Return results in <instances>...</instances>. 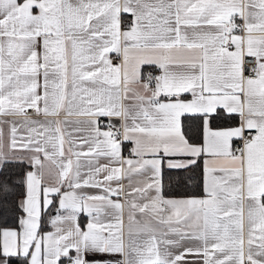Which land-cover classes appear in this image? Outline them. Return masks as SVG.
Wrapping results in <instances>:
<instances>
[{
  "label": "snow or ice",
  "instance_id": "1",
  "mask_svg": "<svg viewBox=\"0 0 264 264\" xmlns=\"http://www.w3.org/2000/svg\"><path fill=\"white\" fill-rule=\"evenodd\" d=\"M0 264H264V0H0Z\"/></svg>",
  "mask_w": 264,
  "mask_h": 264
}]
</instances>
